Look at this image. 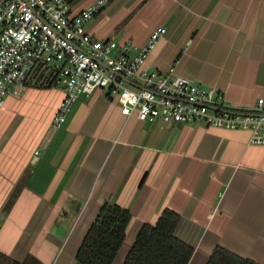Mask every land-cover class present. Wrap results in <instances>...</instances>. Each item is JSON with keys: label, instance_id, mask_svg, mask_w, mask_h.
Returning a JSON list of instances; mask_svg holds the SVG:
<instances>
[{"label": "crops", "instance_id": "1", "mask_svg": "<svg viewBox=\"0 0 264 264\" xmlns=\"http://www.w3.org/2000/svg\"><path fill=\"white\" fill-rule=\"evenodd\" d=\"M68 2L71 0H67ZM97 0H72L80 12ZM166 29L145 68L264 110V0H113L86 25L97 40L131 42L130 54ZM60 88L35 79L0 110V253L18 264H74L105 202L129 211L123 264L139 231L162 212L175 237L206 264L216 248L264 264V147L247 130L165 126L125 119L103 92L83 95L64 124L51 123ZM37 153V155L35 154Z\"/></svg>", "mask_w": 264, "mask_h": 264}, {"label": "built area", "instance_id": "2", "mask_svg": "<svg viewBox=\"0 0 264 264\" xmlns=\"http://www.w3.org/2000/svg\"><path fill=\"white\" fill-rule=\"evenodd\" d=\"M112 1L97 0L75 12L67 0H0V110L35 79L38 86L63 91L51 123L56 129L81 96L100 91L125 119L247 130L250 145L264 147L262 100L254 110L234 109L221 92L181 76L175 65L166 71L145 68L166 29L153 30L134 55L131 42L88 36L87 23Z\"/></svg>", "mask_w": 264, "mask_h": 264}, {"label": "trees", "instance_id": "3", "mask_svg": "<svg viewBox=\"0 0 264 264\" xmlns=\"http://www.w3.org/2000/svg\"><path fill=\"white\" fill-rule=\"evenodd\" d=\"M130 221L128 210L114 203L102 204L75 254L74 264H113L125 241ZM178 223L179 216L165 210L155 225H144L123 264H188L193 249L175 237ZM0 264L18 263L0 253ZM206 264L256 263L216 248Z\"/></svg>", "mask_w": 264, "mask_h": 264}, {"label": "water", "instance_id": "4", "mask_svg": "<svg viewBox=\"0 0 264 264\" xmlns=\"http://www.w3.org/2000/svg\"><path fill=\"white\" fill-rule=\"evenodd\" d=\"M125 82H126L127 84H129V85H132V83H131L130 81H128V80H125Z\"/></svg>", "mask_w": 264, "mask_h": 264}, {"label": "rangeland", "instance_id": "5", "mask_svg": "<svg viewBox=\"0 0 264 264\" xmlns=\"http://www.w3.org/2000/svg\"><path fill=\"white\" fill-rule=\"evenodd\" d=\"M129 87V86H128Z\"/></svg>", "mask_w": 264, "mask_h": 264}]
</instances>
